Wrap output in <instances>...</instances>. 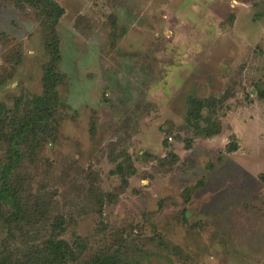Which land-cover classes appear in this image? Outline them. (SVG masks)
<instances>
[{
    "label": "rangeland",
    "instance_id": "374dc122",
    "mask_svg": "<svg viewBox=\"0 0 264 264\" xmlns=\"http://www.w3.org/2000/svg\"><path fill=\"white\" fill-rule=\"evenodd\" d=\"M55 1L52 24L0 0V107L62 76L56 132L21 170L42 214L0 228L7 263L61 221L79 264H264V0ZM190 99L214 103L218 135L186 128Z\"/></svg>",
    "mask_w": 264,
    "mask_h": 264
},
{
    "label": "trees",
    "instance_id": "16d2710c",
    "mask_svg": "<svg viewBox=\"0 0 264 264\" xmlns=\"http://www.w3.org/2000/svg\"><path fill=\"white\" fill-rule=\"evenodd\" d=\"M11 1L19 8L28 7L35 10L39 17L49 20L48 22L52 24H56L64 13L63 8L55 0ZM0 35L4 36L2 32ZM57 46L55 43L54 54L57 53ZM61 80L62 76L56 72L55 64L47 66L43 74V95L27 100L22 114H18V108H21L20 100L16 101L13 111L0 107V228L9 237H12L14 229L23 221L27 222L35 217L34 215L42 214L40 199L34 197L36 202L33 203L31 194L25 195L29 192H26L24 187L21 170H23L25 159H30V155L56 132L52 130V127L56 125L55 89ZM258 97L264 98L263 90L258 92ZM213 105L214 103L209 105L204 101L190 99L185 125L193 131L195 137L207 139L220 133V122L211 116L212 112L210 115H202V109ZM230 137L231 141L225 146L227 153L235 152L238 148L237 143L233 142L235 137ZM191 143L192 140L188 141L185 147L190 148ZM121 152L123 162L116 165V173L121 181L119 187L124 189L136 170L127 150L122 149ZM173 159L178 161L179 158L173 156ZM259 179L264 184V173L259 174ZM101 203L102 199H99V204L102 205ZM55 222L49 239L45 240L41 247L26 252L29 248L27 244L26 253L24 252L25 254L20 258H16L17 255L14 254V257L11 256L10 263H7L6 257L0 254V264H79V255L68 242L58 239L63 233V225L61 221ZM91 264H114V262L103 261Z\"/></svg>",
    "mask_w": 264,
    "mask_h": 264
}]
</instances>
